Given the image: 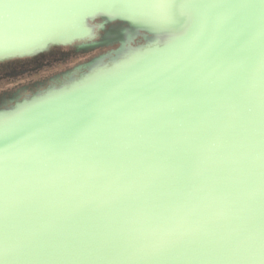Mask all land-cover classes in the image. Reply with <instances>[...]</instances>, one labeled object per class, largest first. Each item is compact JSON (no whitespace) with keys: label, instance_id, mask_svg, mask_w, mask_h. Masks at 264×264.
I'll return each instance as SVG.
<instances>
[{"label":"snow or ice","instance_id":"6c2138e0","mask_svg":"<svg viewBox=\"0 0 264 264\" xmlns=\"http://www.w3.org/2000/svg\"><path fill=\"white\" fill-rule=\"evenodd\" d=\"M254 6L0 0V65L62 46L52 19L66 13L81 41L107 40L113 54L93 92L44 114L15 150L0 147V264L47 248L108 264L264 253V128L256 142L250 130L256 109L264 125V54L251 55L264 25L242 17ZM96 15L115 22L101 40L84 25ZM9 99L0 95V109ZM21 116L0 111L4 135Z\"/></svg>","mask_w":264,"mask_h":264},{"label":"water","instance_id":"95a60500","mask_svg":"<svg viewBox=\"0 0 264 264\" xmlns=\"http://www.w3.org/2000/svg\"><path fill=\"white\" fill-rule=\"evenodd\" d=\"M251 2L256 6L244 9L242 17L254 30L259 31L261 26L264 25V7L259 6L258 0H251ZM114 23L100 15L89 16L84 20L85 27L89 29L92 37L96 40H101V37H104L112 29ZM52 24L58 32L56 42L64 43L58 48H74L75 53L79 55H91L94 53L97 55L86 63L74 68V72L79 74L64 73L62 80L57 85L48 86L24 99L11 101V106H7L6 109H0V111L22 113L20 120H13L9 123L7 135L3 134V128L0 127V147L8 146L10 149L15 150L34 130L40 117L46 113L56 111L65 103L88 95L95 90L96 82L92 78V74L97 67L110 68L112 66L110 61L113 54L107 47L108 41L101 40L100 44H85L80 40L82 37L73 29L69 13L54 17ZM124 31L126 32L127 29H124ZM262 54H264V40L257 39L252 47L251 55L255 59ZM253 103L257 102L253 101ZM262 128H264V125L261 124V116L259 110L256 109L253 112L250 124V130L254 133L253 142L260 139ZM38 255L40 258L37 260L17 262V264H108L106 261L57 258L60 256L88 255L86 250L47 248L39 252ZM236 264H264V253L256 252L253 259L238 261Z\"/></svg>","mask_w":264,"mask_h":264},{"label":"flooded vegetation","instance_id":"af4514ba","mask_svg":"<svg viewBox=\"0 0 264 264\" xmlns=\"http://www.w3.org/2000/svg\"><path fill=\"white\" fill-rule=\"evenodd\" d=\"M96 55H79L74 48H52L37 58L0 65V95L10 97L7 106H11V101L24 99L48 86L57 85L64 73L79 74L74 72V68Z\"/></svg>","mask_w":264,"mask_h":264}]
</instances>
